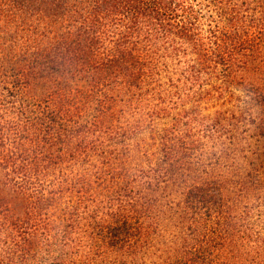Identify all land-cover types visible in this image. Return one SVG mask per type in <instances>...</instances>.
Here are the masks:
<instances>
[{"label": "trees", "instance_id": "trees-1", "mask_svg": "<svg viewBox=\"0 0 264 264\" xmlns=\"http://www.w3.org/2000/svg\"><path fill=\"white\" fill-rule=\"evenodd\" d=\"M0 264H264V0H0Z\"/></svg>", "mask_w": 264, "mask_h": 264}]
</instances>
